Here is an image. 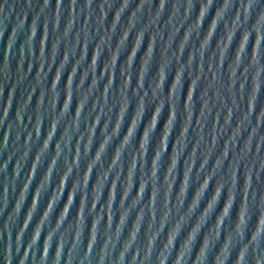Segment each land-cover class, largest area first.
<instances>
[{
	"label": "water",
	"instance_id": "water-1",
	"mask_svg": "<svg viewBox=\"0 0 264 264\" xmlns=\"http://www.w3.org/2000/svg\"><path fill=\"white\" fill-rule=\"evenodd\" d=\"M0 264H264V0H0Z\"/></svg>",
	"mask_w": 264,
	"mask_h": 264
}]
</instances>
